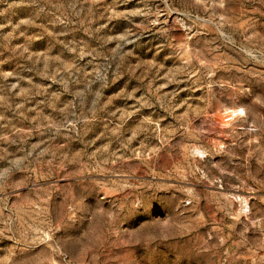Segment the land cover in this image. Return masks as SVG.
I'll return each instance as SVG.
<instances>
[{
    "label": "rangeland",
    "instance_id": "obj_1",
    "mask_svg": "<svg viewBox=\"0 0 264 264\" xmlns=\"http://www.w3.org/2000/svg\"><path fill=\"white\" fill-rule=\"evenodd\" d=\"M0 264H264V0H0Z\"/></svg>",
    "mask_w": 264,
    "mask_h": 264
}]
</instances>
